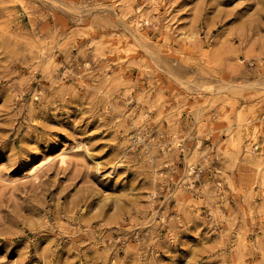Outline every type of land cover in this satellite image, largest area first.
<instances>
[{
    "label": "rangeland",
    "instance_id": "1",
    "mask_svg": "<svg viewBox=\"0 0 264 264\" xmlns=\"http://www.w3.org/2000/svg\"><path fill=\"white\" fill-rule=\"evenodd\" d=\"M0 178V264H264V0H0Z\"/></svg>",
    "mask_w": 264,
    "mask_h": 264
},
{
    "label": "bare ground",
    "instance_id": "2",
    "mask_svg": "<svg viewBox=\"0 0 264 264\" xmlns=\"http://www.w3.org/2000/svg\"><path fill=\"white\" fill-rule=\"evenodd\" d=\"M69 149V148H68ZM67 149V150H68ZM79 150V149H78ZM71 151V150H70ZM76 151V150H75ZM80 151V150H79ZM87 153V152H86ZM89 153V152H88ZM67 157H68V154L66 153V152H61V153H59V154H57V162L59 163V164H61V165H63V164H66L67 163ZM47 160V159H46ZM45 160V161H46ZM48 160H49V158H48ZM47 160V161H48ZM50 161V160H49ZM40 163V162H39ZM43 163V162H42ZM47 163V162H46ZM40 166H41V164H37V165H35L32 169H31V178L33 179V180H36L37 178H38V171L40 170L39 168H40ZM24 178V177H23ZM22 178V179H23ZM1 179V178H0ZM17 179V178H16ZM27 179V178H26ZM8 181V180H7ZM9 181H11V180H9Z\"/></svg>",
    "mask_w": 264,
    "mask_h": 264
}]
</instances>
